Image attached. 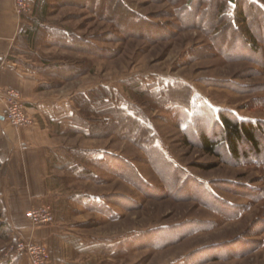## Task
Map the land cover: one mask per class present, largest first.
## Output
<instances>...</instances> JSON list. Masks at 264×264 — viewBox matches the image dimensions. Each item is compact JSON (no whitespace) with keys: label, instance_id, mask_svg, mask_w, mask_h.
I'll list each match as a JSON object with an SVG mask.
<instances>
[{"label":"rangeland","instance_id":"rangeland-1","mask_svg":"<svg viewBox=\"0 0 264 264\" xmlns=\"http://www.w3.org/2000/svg\"><path fill=\"white\" fill-rule=\"evenodd\" d=\"M220 1L230 16L240 4L250 17L238 35L216 41L203 22L184 27L187 0H47L46 11L22 15L44 24L32 42L40 56L20 58L50 65L48 92L107 88L114 106L145 116L140 122L165 158L156 168L123 128L101 129L98 120L94 137L69 132V122L51 126L53 196L43 206L54 216L46 226L53 237L26 240L44 244L54 264H264V157L235 162L223 149L204 152L195 139L200 131L221 137L220 113L264 126V41L252 46L246 34L264 26L249 8L264 13V0ZM6 212L0 204V222L11 227ZM192 222L200 229L153 245ZM17 239L12 227L0 231V249Z\"/></svg>","mask_w":264,"mask_h":264},{"label":"crops","instance_id":"crops-1","mask_svg":"<svg viewBox=\"0 0 264 264\" xmlns=\"http://www.w3.org/2000/svg\"><path fill=\"white\" fill-rule=\"evenodd\" d=\"M28 4L30 14L32 10L42 13L48 6L47 0H29ZM41 25L44 24L35 17L27 19L17 15L12 0H0V88L16 89L35 120L32 126L22 129L4 126L6 119L0 100V204L7 210L12 229L25 240L53 237V229L47 225L30 229L24 217L25 210L42 207L44 201L53 196L49 172L53 148L51 126L58 127V131L63 129L61 127L68 125V117L75 109V93L48 92L46 86L52 80L46 61L28 62L20 58L26 54L40 56L32 48V42L40 31L43 34V29H39ZM22 142L26 145L21 146ZM52 259L54 261L50 257L49 264H54ZM17 263L28 264L24 259Z\"/></svg>","mask_w":264,"mask_h":264},{"label":"trees","instance_id":"trees-1","mask_svg":"<svg viewBox=\"0 0 264 264\" xmlns=\"http://www.w3.org/2000/svg\"><path fill=\"white\" fill-rule=\"evenodd\" d=\"M215 1L217 3L218 0ZM228 1L234 2V0ZM212 2L213 0H198L196 2L194 0H187L186 8H189L190 11L182 13L184 27H200L199 25L201 22H203V25L206 24L204 29H207V31L211 32L214 41H216L217 37H219L221 34L225 35L227 33L229 35L231 32H235L238 35L239 32L236 26H239L244 23V21L249 20L247 19L250 17H247V9L240 4L237 6L234 5V17V15H229L227 6L224 8L223 1L217 3L218 5L216 3L213 4ZM203 3H207L208 7L206 6V8L201 11L200 7ZM249 6H251L249 8H252L257 15H261V17L264 18V13L259 6L251 2ZM44 10L46 11V8ZM199 10L201 11V15L197 14ZM195 17H197V19L194 21L193 18ZM246 34L249 37L248 41L252 42V46L255 45L256 47L257 43L264 41V26L257 29L250 28L246 31ZM251 49L253 50V48ZM131 82L133 83V80L127 81V84H131ZM124 87L126 90L127 88H131L126 85ZM139 87L140 85L137 86V88ZM132 88H136V86L133 85ZM109 97H112L111 92L103 86L74 96L73 102L76 111L74 114L68 117L70 127L67 130L70 129L69 132L71 133L82 132L88 137H94L95 133H93V128L97 127L95 126L97 120L101 124V129L118 126L119 129L123 128L124 132L127 133L128 138L134 141L141 148L145 149L148 155H151H149L150 159L148 158L150 164L152 163L151 165L157 166L161 163V161L163 163L162 159L165 160V158L161 156L159 149L155 147L153 143L155 140L154 136L152 138V135H149V130L140 122L139 118L144 119L145 116L139 114L138 112L130 115L128 111H125V109L114 106L109 101ZM219 124L222 129V134L219 139H213L208 134H206V132L202 131L196 134L195 139L199 141L200 147L204 152L214 155L218 154L220 149H223L227 155H230V157L235 160V162L239 161L240 159H246L250 156L264 157V126L262 124L249 120L234 119L225 115L224 113L219 114ZM146 131H148L149 135L146 139H142L141 137L139 139L137 138L136 133L143 135L146 133ZM133 134L134 137H132ZM185 143L190 144V140L188 141L185 139ZM154 152H156L154 156L157 154L160 155L157 156L159 159L158 161L152 157ZM125 166L127 169H132V167H130L128 164ZM158 167L159 166L156 168ZM132 174L134 175L135 180H137V183L139 182L142 185L144 184L143 180H140L138 174L136 175L135 172H132ZM128 180L133 181L131 179ZM194 223L195 222H192V224L187 223V227L183 226L184 228L182 230L173 232L174 235L170 239H162V241L154 243L153 245L157 247H163L164 245L179 239V236L192 233L200 229L199 227L193 225ZM167 228L165 227V229ZM170 229L173 230L177 228L173 227ZM0 231H11L9 223L0 222ZM12 261L14 260L8 261L6 264H12Z\"/></svg>","mask_w":264,"mask_h":264},{"label":"built area","instance_id":"built-area-1","mask_svg":"<svg viewBox=\"0 0 264 264\" xmlns=\"http://www.w3.org/2000/svg\"><path fill=\"white\" fill-rule=\"evenodd\" d=\"M13 11L19 15L29 12L28 0H12ZM0 100L4 104V117L12 126H27L34 120L24 113L26 105L20 93L13 88H0ZM24 142L21 146H25ZM26 218L33 227L49 225L54 221L49 206L30 207ZM16 259H27L30 264H49L50 252L44 244L25 239H17L0 249V263Z\"/></svg>","mask_w":264,"mask_h":264}]
</instances>
